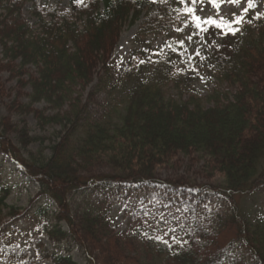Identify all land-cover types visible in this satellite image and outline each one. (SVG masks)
Listing matches in <instances>:
<instances>
[{"label":"trees","instance_id":"trees-1","mask_svg":"<svg viewBox=\"0 0 264 264\" xmlns=\"http://www.w3.org/2000/svg\"><path fill=\"white\" fill-rule=\"evenodd\" d=\"M50 1L44 9L40 0H0V73H8L19 89L7 111L32 115L42 129L61 128L60 140L46 154L45 139L31 136L25 121L0 120V153L40 186L29 208L20 211L7 206L12 190L1 185L0 212L9 210L11 225L20 218L37 221L58 249L51 252L33 234L31 244L41 261L52 264H77L71 249L59 253L64 242L85 250L91 264H264V222L253 223L237 200L264 193V16L248 19L225 37L226 45L210 49L213 69L234 92L213 96L206 106L198 98H167L164 57L150 63L144 53L146 62L136 67L133 60L114 64L125 27L143 16L138 35L170 30L181 14L179 0H67L66 11V0ZM95 79L82 102L80 91ZM100 92L110 101L102 114L92 115L89 107ZM41 104L43 109L35 108ZM14 133L20 149L9 140ZM38 141L41 149L29 152ZM182 156L201 161L206 175L221 177L219 185L189 190L183 182L158 179L159 169ZM131 189L180 196L182 201H171L180 225L173 217L166 223L177 230L161 236L146 223L131 226L133 220L128 230H119L111 200ZM41 199L57 206L55 223L46 218ZM140 209L132 219L145 217ZM41 217L49 224H41ZM2 258L35 264L25 247L11 241L0 244Z\"/></svg>","mask_w":264,"mask_h":264},{"label":"rangeland","instance_id":"rangeland-1","mask_svg":"<svg viewBox=\"0 0 264 264\" xmlns=\"http://www.w3.org/2000/svg\"><path fill=\"white\" fill-rule=\"evenodd\" d=\"M187 3L188 6L191 7V0H187ZM218 3L219 8L214 7L209 0H203V3H197L195 5V14L201 18L214 17L218 19L219 17H224L226 20H233L235 17L242 16V22L233 24L232 27L243 26L248 17H253L257 20L264 15V0H252V7H248V0H239V3H231L229 0H218ZM40 4L42 8L47 9L53 2H49V0H40ZM182 6L183 10L181 11L177 25L172 27L169 31L141 37L138 34L141 29L142 20L138 21L133 26L125 27L114 52V64L119 68L129 63L130 59L134 57V66H137L142 64L141 61L146 62V58L143 57L144 53L151 55L152 60H150V63H154L156 60L155 58L164 57L167 61L165 68L166 76L162 78V82H164L163 89L167 98L176 101H189L192 98H198L204 105L209 106L212 104L211 100L213 96L226 92H234L232 86L220 79L219 74L213 69V65L208 56L211 48L215 46L220 48L226 45L224 36L227 34L225 35L221 28L211 25L202 26L207 29L206 31L197 29L191 17L185 14L184 4H182ZM68 7L69 3L65 1L61 5V10L66 11ZM246 8L248 10L244 12ZM25 16L32 25L36 24V19H33L28 11H25ZM186 22L187 27H185ZM178 28L183 30L177 31ZM189 36H191V40L188 39ZM180 41L184 42L183 46L179 44ZM168 45H171V47ZM204 47L205 52H202ZM197 50H199L200 56L195 55ZM190 57L191 59H189ZM193 67L196 71L192 70ZM30 70L33 71V69ZM97 81L98 80L95 79L94 83L89 88L80 91L82 102L87 101ZM0 82L3 87V89L0 88V120L5 117H10V121L15 124H22V122L25 121L31 136L45 139L42 149L46 154H49L50 151L48 150V146L60 140L57 133L60 132L61 128L57 125H50L42 129L39 127L38 121L32 115L21 116L16 113L10 114L6 108L7 104L16 97L19 89L17 88L16 80H10L8 73H0ZM21 100L22 102H26L25 98ZM117 100L120 99L118 98ZM109 101V98L104 92L96 94L95 101L89 107V112L92 115L102 114ZM35 108L43 109L44 105H36ZM46 115H53V113L47 111ZM9 140L20 149L16 142L15 133L9 136ZM40 149V142L38 141L32 144L28 151L33 153ZM103 170L104 169H100L99 171L104 172ZM157 177L165 182H183L189 190L201 188L203 186H215L219 185L221 182L220 176L211 179L209 175L204 173L201 161L198 159L191 160L183 156L177 159L173 164L159 169L157 171ZM1 185L9 186L12 190L11 195L7 199V206L20 211L29 208L31 199H33L40 190V186L37 183L22 174L21 169L16 164V160L4 153H0V186ZM163 193L164 190L162 191L160 189L158 192L131 189L126 192H121L118 195H113L111 200V215L116 225L119 227V230H128L129 221L133 220L131 226L143 222L146 223L149 228L159 230V235L161 236H165L167 231L173 234L177 228L167 225L166 223L173 217L179 226L180 220L176 216L178 215L176 206L172 204L171 201L178 202V199L181 201L182 199L180 196L175 197V199H167L164 197ZM149 196H153L154 199H149ZM209 196L216 201L212 192ZM237 200L242 212L253 223L259 221L264 222V193L242 196ZM39 205H43L45 210L48 211V216H46V218H49L55 223V220L58 219L56 215L57 206L53 205L51 200L46 199L40 201ZM139 209L141 213H144L145 217L141 218L139 216H134L132 219L133 211ZM8 212V209L0 212V244L5 241H11L14 245L26 246V251L35 259V264H52L50 259L41 261L31 244L30 235L33 234L34 239L36 241L40 240L51 252H56L58 249L45 234L41 233L42 230L38 227V222L20 218L18 221H15V225H11L13 219ZM31 215H34V210H32ZM43 219L41 217L38 220L41 224L48 225L49 222ZM61 225L65 230L68 229L66 223L62 222ZM163 238L166 240L171 239L168 235ZM68 249H71L70 253L77 264H91L86 251L76 244L64 242L61 244L59 253L67 255ZM0 264L13 263L6 258H2Z\"/></svg>","mask_w":264,"mask_h":264},{"label":"snow or ice","instance_id":"snow-or-ice-1","mask_svg":"<svg viewBox=\"0 0 264 264\" xmlns=\"http://www.w3.org/2000/svg\"><path fill=\"white\" fill-rule=\"evenodd\" d=\"M83 0H76V3L80 4L82 3ZM153 2H155V0H153ZM179 2L181 4H184V12L186 15H189L191 17V20L194 24V26L201 30V31H206L207 29L202 27L203 25H211V26H215L217 28H221L223 30L224 34H228L229 32L232 35H235L236 32L238 31V29L233 28L232 25L233 24H239L242 22V16L241 17H235L233 20H226L224 17H219L214 18V17H206V18H201L200 16H197L195 14V5L197 3H203V0H191V7L188 6L187 0H179ZM210 3L213 4L214 7L219 8V3L218 0H209ZM229 2L231 3H239V0H229ZM252 0H248V7H252ZM247 8L244 9V12H247ZM185 27H187V22L185 23ZM183 29L178 28L177 31H182ZM189 40H191V36L188 37ZM179 44L181 46H183L184 42L180 41ZM169 47H171V45H168ZM196 56H200V52L199 50L196 51L195 53ZM191 59V57L189 58ZM141 63H143V61H141ZM193 71H196V69L193 67L192 68ZM156 239L158 240H162L161 237H157ZM164 243H167L166 241H162Z\"/></svg>","mask_w":264,"mask_h":264}]
</instances>
